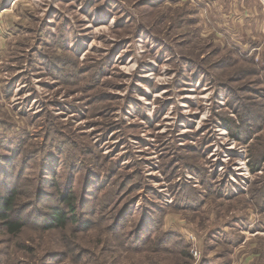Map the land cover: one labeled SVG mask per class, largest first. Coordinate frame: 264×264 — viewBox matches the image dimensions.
Masks as SVG:
<instances>
[{"label":"rangeland","instance_id":"374dc122","mask_svg":"<svg viewBox=\"0 0 264 264\" xmlns=\"http://www.w3.org/2000/svg\"><path fill=\"white\" fill-rule=\"evenodd\" d=\"M13 188L0 264H264V0H0Z\"/></svg>","mask_w":264,"mask_h":264},{"label":"trees","instance_id":"16d2710c","mask_svg":"<svg viewBox=\"0 0 264 264\" xmlns=\"http://www.w3.org/2000/svg\"><path fill=\"white\" fill-rule=\"evenodd\" d=\"M228 128V126L226 127ZM5 197H0V223L2 227L5 229L6 233L11 236H17L19 232L25 227V223L23 220H12L10 217L11 210L13 209V204L15 203L16 189L5 190ZM54 207L53 209H55ZM53 211V210H52ZM75 218H73L74 220ZM50 224L46 226L45 218L42 220L41 229H50L56 226L62 227L65 222V213L63 212H52L50 213Z\"/></svg>","mask_w":264,"mask_h":264}]
</instances>
